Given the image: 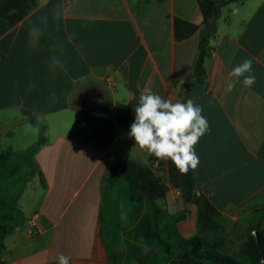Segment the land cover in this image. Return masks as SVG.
Wrapping results in <instances>:
<instances>
[{"label": "crops", "instance_id": "obj_1", "mask_svg": "<svg viewBox=\"0 0 264 264\" xmlns=\"http://www.w3.org/2000/svg\"><path fill=\"white\" fill-rule=\"evenodd\" d=\"M174 17L201 22L195 0H39L0 34V121L31 125L25 126L31 142L37 131L28 120L32 115L43 124L44 136L34 154L44 183L32 186L39 192L35 203L4 235L0 264H58L60 253L71 264H109L98 213L110 165L129 153L151 161L166 180V162L126 148L131 137L119 124L103 148L70 138L67 131L82 107L101 98L125 103L135 115L144 89L173 103L192 99L203 108L210 128L193 146L199 158L194 181L238 244L234 225L264 206V0L220 7L202 58L204 80L187 85L201 26L177 39ZM245 59L252 60L255 85L240 82L228 91L229 73ZM5 111L13 112L12 119ZM15 141L9 147L21 148ZM23 191L20 209L26 204ZM157 202L168 212L185 210L175 223L182 236L195 232L196 206L176 188L168 186ZM30 216L35 224L28 229L24 220Z\"/></svg>", "mask_w": 264, "mask_h": 264}, {"label": "trees", "instance_id": "obj_2", "mask_svg": "<svg viewBox=\"0 0 264 264\" xmlns=\"http://www.w3.org/2000/svg\"><path fill=\"white\" fill-rule=\"evenodd\" d=\"M231 1L236 0H195L201 14L200 25L174 17L173 34L177 39L201 26L196 56L184 79L185 85L190 80H204L202 58L211 34L205 25L222 5ZM38 2L0 0V34ZM134 119V113L125 103L101 98L79 110L67 136L103 148L113 140L115 124L123 126L129 134ZM28 120L37 128L36 139L24 148L0 149V250L4 235L24 219L18 199L28 179L36 175L44 183L34 157L44 139L43 124L32 115H28ZM168 186L176 188L186 203L196 206L195 232L187 237L179 233L175 224L184 217L185 210L168 212L157 202L165 196ZM101 198L100 235L109 264H127L130 260L136 264H264V207L257 215V210L253 211L246 231L235 246L227 236L221 213L196 187L193 170L181 175L170 159L166 162V180L148 162L130 157L113 162L104 176Z\"/></svg>", "mask_w": 264, "mask_h": 264}, {"label": "clouds", "instance_id": "obj_3", "mask_svg": "<svg viewBox=\"0 0 264 264\" xmlns=\"http://www.w3.org/2000/svg\"><path fill=\"white\" fill-rule=\"evenodd\" d=\"M229 77L232 79L228 83V91L240 82L244 87L252 88L256 83L252 60L245 59L233 67ZM133 110L135 119L130 125L129 136L141 150L165 162L170 159L181 175L197 168L199 158L193 146L210 128L201 106L192 99L173 103L151 89H144ZM144 250L147 251L146 245ZM57 262L71 264V258L60 253Z\"/></svg>", "mask_w": 264, "mask_h": 264}, {"label": "rangeland", "instance_id": "obj_4", "mask_svg": "<svg viewBox=\"0 0 264 264\" xmlns=\"http://www.w3.org/2000/svg\"><path fill=\"white\" fill-rule=\"evenodd\" d=\"M12 113L13 112H11V111H5L4 112V115L7 118L12 119L11 117H12V115H14ZM9 124H11V123L10 122L0 121V149L5 148V147L11 145V142L13 140H16L14 142V146H20L21 145V148H24L26 145H28L29 144L28 141L30 142V140L32 139L33 136H31L30 138L27 137L28 134H26L27 132L25 130V126L30 129L31 128L30 127L31 125H25L22 122L21 123H17V122L16 123H13V125H11V126H9ZM35 133H36V136H37V131ZM35 138H34V140H35ZM34 140H32L31 142H33ZM127 140H128V144H127L126 148L128 147L129 149L132 148L133 150L134 149L141 150L139 147H137L135 145V143L133 142V140L131 138H129L128 136H127ZM26 143H28V144H26ZM123 155L127 157V155H130V154L129 153L128 154L126 153V154H123ZM138 156H142V154H140ZM154 162H155V160H154ZM150 164H153V163H151V161H150ZM36 183H38V178H37L36 175L30 177L28 179V181H27V184H26V186L24 188V191H23V194H22V195H25L26 204H24V207L26 206V208H24L22 206V209H21L22 212L23 211L25 212V210L28 208V206H30L32 203L34 204L35 201H36V198H37L39 192L36 191V192L33 193L32 190H31L32 189V186L34 184H36ZM262 207H264L263 204L256 207L258 209V212H262L263 211ZM245 215H246V213H244V216L240 220V222H239L240 224L238 225V227L236 226L237 223H236V225H234L237 228V233L235 232V235H234L235 238L240 237L246 231L245 229L248 226V220H249V218L247 219V217H245ZM25 220H24V222H25ZM234 226H232V230H233V227ZM240 232H241V235H239ZM230 240H232V239H230ZM229 243H231V242H229ZM232 243H233V240H232ZM233 244L235 245V243H233Z\"/></svg>", "mask_w": 264, "mask_h": 264}, {"label": "built area", "instance_id": "obj_5", "mask_svg": "<svg viewBox=\"0 0 264 264\" xmlns=\"http://www.w3.org/2000/svg\"><path fill=\"white\" fill-rule=\"evenodd\" d=\"M35 224V217L34 216H30L27 217L25 220V225L28 229H31V227Z\"/></svg>", "mask_w": 264, "mask_h": 264}, {"label": "water", "instance_id": "obj_6", "mask_svg": "<svg viewBox=\"0 0 264 264\" xmlns=\"http://www.w3.org/2000/svg\"><path fill=\"white\" fill-rule=\"evenodd\" d=\"M214 19H215V16L212 17V18L210 19V21L205 25V27H206V29H207L208 31H213V30H214ZM182 200L184 201L183 198H182Z\"/></svg>", "mask_w": 264, "mask_h": 264}]
</instances>
